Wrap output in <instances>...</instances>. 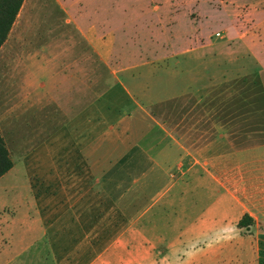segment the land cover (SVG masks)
<instances>
[{"label":"rangeland","instance_id":"374dc122","mask_svg":"<svg viewBox=\"0 0 264 264\" xmlns=\"http://www.w3.org/2000/svg\"><path fill=\"white\" fill-rule=\"evenodd\" d=\"M157 2L90 0L86 16L72 18L65 13L64 3L25 0L0 49V128L14 162V168L0 179V264H52L50 247L56 236L50 225L49 196H45L49 190L36 174L34 155L42 148L46 153L58 148L49 144L51 138L64 143L71 137V117L77 119L74 135L88 140L91 154L98 150V156H107L105 163H98L100 169L108 172L115 164L109 162V154L115 153L116 159L122 157V175L107 177L105 182L107 207L117 198L114 183L121 180L123 194L135 180L129 178L131 162L125 155L134 147L139 153L153 150L165 154L158 144L165 131L176 140L186 135L185 143L191 149L223 130L233 149L264 143V73L258 72L264 68L247 65L249 59L252 62V58L264 54V49H259L264 44V16H256L257 11H264V0H187V18L182 15L179 21L171 19L170 25L176 24L179 32L177 47L165 42V48L150 42V33L136 30L151 26L156 15L149 8ZM174 4L177 10L179 2L175 0ZM93 10L96 12L91 13ZM87 24L107 29L101 43L106 57L79 30ZM228 29H239V40L246 34L243 42L233 45L241 50L231 48ZM193 35L200 36L201 46L211 40V48L183 53L190 48V41L185 44L183 37ZM82 68L84 76L89 74L83 82ZM204 69L216 78L212 87L198 97L187 95L161 103L189 90L186 76H200L198 83L191 84L193 88L205 86ZM63 73L70 74L68 79L72 80V73L77 78L67 85L73 87L72 94H61L57 89L61 83L57 76ZM95 164L91 162L90 166L95 168ZM139 168L135 175L145 167ZM153 186L155 179L145 175L137 178V189L132 193L137 210L130 207L128 198L119 213L107 211L106 228L90 222L87 229L91 241L74 247L73 256L62 264H86L103 246L108 247L131 213L144 212ZM36 195H43L44 200L37 203ZM28 217H41L42 221L33 227L26 224ZM56 228L62 230L64 226ZM252 233L260 236L235 241L234 248L259 251L256 262L264 264V226L253 227ZM103 234L107 238L104 243L92 240ZM88 249V260L76 252Z\"/></svg>","mask_w":264,"mask_h":264},{"label":"crops","instance_id":"0c3cea01","mask_svg":"<svg viewBox=\"0 0 264 264\" xmlns=\"http://www.w3.org/2000/svg\"><path fill=\"white\" fill-rule=\"evenodd\" d=\"M56 1L64 3L61 5L65 13L72 18L78 16L83 18L91 9L90 0ZM84 1L87 5L83 4ZM158 1L155 6L149 8L156 15L151 26L136 30L150 33V42L157 43L159 47L165 42L177 47L179 32L176 24L170 25L171 19L177 18L179 21L182 15L187 18V0H176L177 4L179 2L178 7L182 8L177 7V10L173 8L175 0ZM94 12L96 11H91ZM256 14L262 18L264 11H257ZM259 26L261 27V24ZM82 28L79 30L88 42L94 43L95 48L103 51L101 43L107 29H99V25L94 27L89 24ZM227 31L229 42H232L231 48H235L234 44H240L247 38L246 34H243L240 37L242 40L237 39L239 29ZM249 32L251 31H248L247 35ZM188 38L183 37L185 44L186 41H190L188 42L190 48L183 50V53L193 52L201 47L211 48L213 44L209 40L208 44L201 46L199 35ZM235 49L241 50V47ZM259 49H264V44H261ZM107 60L110 67H113L110 59L106 58ZM251 60L253 61L248 60L247 65H250L248 67L264 68V54ZM79 71L82 72L83 82L84 77L87 78L89 74L86 73L84 76V68ZM204 72L207 73L203 77L207 82L205 86L193 88L191 84L198 83L197 79L200 76H186L187 84L190 83L186 88L189 90L161 103H169L187 95L198 97L205 88L212 87L210 84L212 79H216L215 76L211 75L209 69ZM258 72L264 73V69ZM113 73L116 75V72ZM69 75L63 73L57 76L61 81L57 87L61 94L66 91L72 94L74 91L72 86V89L67 88L68 83L75 78L74 73L72 80L67 78ZM76 121L77 119L71 117L69 125L72 135L66 138L64 143L61 139L51 138L49 144L58 148L52 149L49 153L42 148L45 153L40 150L41 153L34 155V161L38 163L36 174L43 184L47 183L46 188L49 190V194L45 196H49L52 222L50 225L55 228L53 231L56 236L50 247L52 264L69 261L78 245L79 248L83 243L91 241L87 229L90 222L106 228L107 211L118 210L119 213L123 208V200L130 198V207L134 206L133 209L136 211V201L132 202V197L135 199L136 195L132 193L136 192L137 178L144 175L155 179V188L153 186L144 212L140 215L137 212L131 213L123 230L115 234L108 247L103 246L100 251L93 254L92 260H88L91 256L89 249L82 253L76 251L80 258L85 257L88 260L86 264H260L259 260L256 262L260 257L259 251L235 250L234 242L259 237V234L255 236L252 233L253 227L264 226V143L233 149L226 131L223 130L220 135L191 149L185 143L186 135L176 140L171 133L165 131V138L158 143L163 147L165 154L158 155L153 150L139 153V148L134 147L128 152L129 155H125L126 160L131 162L128 168L131 169L129 178L135 180L123 194L121 180L117 184L114 183L113 192L117 194V198H113L107 207L105 182L107 177L116 179L122 175L120 163L122 157L119 155L116 159L115 153L109 154V162L113 160L116 164L117 160L118 168L115 164L111 165L109 171L112 172L108 171L109 173L107 169H100L98 163L100 161L105 163L107 156H98V150L91 154L88 140L74 135ZM91 162L96 163L95 168L90 166ZM142 166L145 168L140 171V175H135L134 172ZM33 197L37 203L44 200L43 195ZM247 215L254 220L253 225L249 228H240L239 223ZM40 221L41 217L26 218V224L33 227ZM57 225L64 228L59 230L56 228ZM225 225L238 226L239 234L227 242L217 244L214 237ZM73 230L77 233L74 234ZM29 232L31 236L34 235L33 231ZM92 240L104 243L107 238L103 234L93 237ZM241 258L246 260H238Z\"/></svg>","mask_w":264,"mask_h":264},{"label":"trees","instance_id":"16d2710c","mask_svg":"<svg viewBox=\"0 0 264 264\" xmlns=\"http://www.w3.org/2000/svg\"><path fill=\"white\" fill-rule=\"evenodd\" d=\"M25 0H0V49L6 43L19 16ZM14 168L10 151L0 128V179ZM254 220L245 216L239 223L240 228H249Z\"/></svg>","mask_w":264,"mask_h":264},{"label":"clouds","instance_id":"9594fccd","mask_svg":"<svg viewBox=\"0 0 264 264\" xmlns=\"http://www.w3.org/2000/svg\"><path fill=\"white\" fill-rule=\"evenodd\" d=\"M239 231L240 229L236 225H225L214 237V242L217 244L227 242L235 238V236L239 234Z\"/></svg>","mask_w":264,"mask_h":264},{"label":"built area","instance_id":"2783aa9c","mask_svg":"<svg viewBox=\"0 0 264 264\" xmlns=\"http://www.w3.org/2000/svg\"><path fill=\"white\" fill-rule=\"evenodd\" d=\"M217 36H220V34H217Z\"/></svg>","mask_w":264,"mask_h":264}]
</instances>
